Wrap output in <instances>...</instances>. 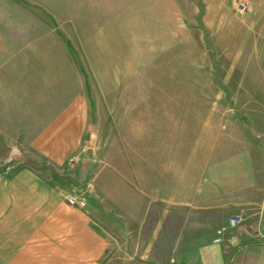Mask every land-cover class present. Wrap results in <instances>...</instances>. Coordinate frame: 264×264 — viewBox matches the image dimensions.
I'll use <instances>...</instances> for the list:
<instances>
[{"label": "rangeland", "instance_id": "rangeland-1", "mask_svg": "<svg viewBox=\"0 0 264 264\" xmlns=\"http://www.w3.org/2000/svg\"><path fill=\"white\" fill-rule=\"evenodd\" d=\"M249 11L243 0H0V50L18 61L13 67L38 66L61 110L76 102L83 117L77 150L41 170L50 182L60 173V196L83 193L87 206L76 209L94 210L106 234L116 239L123 228L126 252L141 264L150 263V204L158 212L151 226L164 227L173 186L220 177L231 144L247 134V113L264 109V100L246 99L252 63L234 50L257 33L243 20ZM14 157L0 163L6 173L19 167ZM242 223L227 220L214 238L222 227L221 237L237 236ZM233 248L225 264H264V251L245 241Z\"/></svg>", "mask_w": 264, "mask_h": 264}, {"label": "crops", "instance_id": "crops-1", "mask_svg": "<svg viewBox=\"0 0 264 264\" xmlns=\"http://www.w3.org/2000/svg\"><path fill=\"white\" fill-rule=\"evenodd\" d=\"M243 1L250 6L243 20L257 33L234 50L237 58L252 63L245 77L253 89L246 99L264 100V0ZM5 52L0 50V159L13 147L20 154L11 163L18 168L6 173L0 166V264H141L140 254L126 252L123 228L116 239L106 234L93 221L90 214L106 224L94 210H78L61 201V190L55 186L60 173L52 172L51 182L46 179L41 169L47 164L60 167L79 147L83 117L76 113V102L74 111L61 110L55 89L45 87L38 66L13 67L12 55ZM247 115L248 135L231 144L236 151L223 162L220 177L203 178L191 190L173 186L165 200L164 227L151 226L158 212L150 204L144 253L149 264L171 259L178 261L175 264H225L239 241H245L252 253L264 251V109ZM233 214L243 217L238 235L231 229L215 241L216 229ZM136 219L139 223L140 217ZM158 248L166 251L164 262Z\"/></svg>", "mask_w": 264, "mask_h": 264}, {"label": "built area", "instance_id": "built-area-1", "mask_svg": "<svg viewBox=\"0 0 264 264\" xmlns=\"http://www.w3.org/2000/svg\"><path fill=\"white\" fill-rule=\"evenodd\" d=\"M238 8L240 11H244L246 9V5L244 3H239ZM61 196L63 197L64 201L71 207L84 209L87 206V199L83 195V193L72 194L68 192H62ZM242 221L241 215H232L228 219V226L229 227H236ZM226 228L222 227L217 231L218 236L214 239L215 241H220L221 239V232H223Z\"/></svg>", "mask_w": 264, "mask_h": 264}, {"label": "water", "instance_id": "water-1", "mask_svg": "<svg viewBox=\"0 0 264 264\" xmlns=\"http://www.w3.org/2000/svg\"><path fill=\"white\" fill-rule=\"evenodd\" d=\"M15 154L18 155V154H19V151L17 150L16 147H13V148L11 149V151H10L8 157H7L6 159L0 161V163H1V164H6V163H8V162L12 159L13 155H15Z\"/></svg>", "mask_w": 264, "mask_h": 264}]
</instances>
